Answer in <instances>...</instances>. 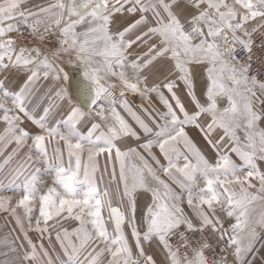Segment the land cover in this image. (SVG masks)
<instances>
[{
  "label": "snow or ice",
  "instance_id": "obj_1",
  "mask_svg": "<svg viewBox=\"0 0 264 264\" xmlns=\"http://www.w3.org/2000/svg\"><path fill=\"white\" fill-rule=\"evenodd\" d=\"M24 3L0 0V72L26 73L15 93L0 81V121L6 125L0 135V152L8 144L16 145L0 164V171L31 140L26 160L11 173L13 182L23 178L22 195L15 206L11 197H0V209L10 211L30 248L18 258L22 264H105L103 257H108L106 264H156L144 248L145 242L152 241L164 253V264H256L257 228L264 230V171L257 164L264 162V127L260 126L264 121V80L259 78L264 74V57L254 60L253 37L260 35L264 49V0H55L38 11L23 8ZM22 25L34 37L39 33L40 41L58 30L52 59L36 47L17 49L11 33H20ZM146 37H157L158 43L149 45L147 52L129 65V49L139 41L147 42ZM254 62L258 65L255 70ZM156 65L160 67L153 75H163V80L149 84V76L141 73ZM196 66L206 72L199 96ZM74 73L79 78H74ZM41 78L51 79L59 103H50L37 116L28 110L26 100ZM177 80L184 85L187 104L176 91ZM129 92L145 100L155 94L166 108L160 114L163 123L141 105L151 119L150 126L125 98ZM53 107L62 114L51 126ZM118 109L126 111L147 137L137 147L179 187V193L157 175L137 147L121 150L117 146L121 137L141 140ZM25 120L43 134L30 135L21 127ZM84 125H90L86 134L80 131ZM188 127L198 129L215 150L214 163L189 137ZM53 143L56 146L50 153L48 145ZM178 145H183V151ZM154 147L167 166L160 165ZM231 154L243 166L237 165ZM103 155L109 161H119L118 179L128 198L127 212L112 205L108 189L103 193L98 190L97 158ZM133 155L141 161L140 166L126 163ZM37 163L43 164L45 172L54 169L51 186L42 183ZM111 179L117 180L114 169ZM137 190L151 193L142 218L146 225L143 232L136 225L133 194ZM185 202L198 224L185 213ZM37 203L35 231L41 236L48 232V222L54 217L66 213L65 218L79 222L71 233L66 229L63 236L56 233L67 259L57 255L54 260L43 243L38 247L29 238L17 209L24 210L31 229V213ZM257 206L262 210L254 215ZM104 209L114 224V235L106 226ZM220 213L230 218L228 228ZM41 219L45 227L40 226ZM126 222L138 250L135 256L123 231ZM206 230L217 237V244L223 242L218 259L215 254L212 258L206 255L213 253L206 239L193 246L187 235ZM172 237L177 238L176 245L171 243Z\"/></svg>",
  "mask_w": 264,
  "mask_h": 264
},
{
  "label": "rangeland",
  "instance_id": "obj_2",
  "mask_svg": "<svg viewBox=\"0 0 264 264\" xmlns=\"http://www.w3.org/2000/svg\"><path fill=\"white\" fill-rule=\"evenodd\" d=\"M55 0H25V3L22 5L23 8L29 9L31 11H38L41 7H47L50 3H54ZM127 16V14H125ZM127 19H132V17H127ZM46 40L40 41L38 39L39 33L34 37L31 31L26 28L25 26H21L20 33H11V36L17 40L16 47L17 49L21 46L27 47V48H39L42 55L46 54L48 55L49 59H52L51 56V49H54L58 46L57 41L59 38V32L58 30H52L50 33L45 34ZM131 38H135L134 35ZM145 39H148L147 37ZM152 39H158L157 37H152ZM140 46V44H142ZM138 47L135 45L129 49V52L131 55L127 56V60L129 61V65L132 61V59H136V56H143L145 52H147V49L149 46H146L144 41L137 42ZM137 49V50H136ZM137 52V53H136ZM33 56H35V53H32ZM42 58V57H41ZM159 65H156V68H153L151 70H144L142 72V75L147 74L149 76V81H151V75L152 78H154L153 73L156 72V70L159 68ZM128 73L130 74L132 72V69L130 66L126 69ZM8 71L0 72V81H3L4 76L3 74ZM202 74L206 76V72L203 71V69L200 66H196V75L195 77L197 79H201ZM8 75V73H6ZM9 77V76H8ZM156 77V76H155ZM172 79H175V76L171 77ZM161 80H163V75L159 77V80L157 83H159ZM19 79H16V82H18ZM24 79L22 80V82ZM148 81V83H149ZM179 87L176 89L178 95L181 96V99L187 104L188 98L186 97L184 93V85L180 81H176ZM118 83V82H117ZM201 82H198V85ZM16 84V86H18ZM201 85V84H200ZM199 85V86H200ZM199 86H195L196 91L197 88L199 89ZM45 87V85H44ZM53 88V87H52ZM50 88V89H52ZM69 88V85H68ZM118 89V88H117ZM165 92V95H169L166 90L161 89ZM70 91V89H69ZM71 92V91H70ZM49 96H52L53 99L47 100L45 98L44 102L42 99H39V103H35V107L28 109L30 112H34L35 115L39 116L43 112V108L49 106L51 103L53 106L55 104H58L59 101L56 100L55 96L50 94ZM48 96V98H49ZM125 98L128 100L130 106L133 108L134 111L137 112V114L141 115L143 119H145L146 122L152 126L151 119L145 115V113L141 109V105H143L144 108H147L151 113L152 116L160 123H163L162 120H160V114L166 112V108L163 104L160 103L158 97L155 94H151L148 100L143 99L138 93H126ZM51 100V101H50ZM9 107H11V104H9ZM121 112V115L124 116L126 121L141 135V140L136 141L134 138H128V137H121L120 140L116 141L117 146L121 148V150H127L128 147H137L139 143H143L147 137L143 135V133L140 131L138 125L135 124V121L132 119V117L123 109H118ZM62 114V110H58L55 107H53V111L49 118V125L54 126L55 121L59 119L60 115ZM22 115V114H21ZM99 122V121H97ZM112 121L109 120V123ZM6 125L0 121V135L4 134V128ZM25 130H27L30 135L35 134H43L38 126L33 125L30 121L25 120L24 123L21 125ZM90 127V125H84L80 128V131L83 134L87 133V129ZM106 131V129H105ZM199 137H191V139L194 141V143L200 148L204 149V147L209 148V153L204 154L206 158L209 159V161L213 162L217 158L215 154H212V148L207 144L204 137H201V134H199ZM215 138V137H214ZM31 145V140L28 141V144L25 145L23 148L19 150V152L13 156V159L4 166L3 171H0V197H11L12 205L15 206V202L19 199L20 195H22V186H23V178L16 179L14 182L12 180V171L13 169H16L21 163H23L26 160V154L28 152V147ZM56 145L53 143L51 145H48L49 151L51 153V150ZM63 147V145H60ZM15 143L8 144L6 148H3L2 152H0V164H3L4 159L12 152V149L15 148ZM178 147L183 151V145H178ZM137 150L141 153V155H144L146 159H148L149 164L156 170L157 175L161 177V179L165 180L169 185L172 187L174 191L177 193L180 192V189L177 185L172 183V181L163 174L162 170L157 166L155 161H153L150 157H148L147 153L143 150L137 147ZM157 151H159L158 148L154 147L152 149L153 154L156 156V158L160 161V165L167 166V161L164 159L163 156L159 157L157 154ZM33 156L35 157V153H33ZM114 156V153H113ZM231 158L233 159V155L231 154ZM34 162V161H33ZM66 162V160H65ZM126 163L131 166L133 164L140 166L141 161L133 155L130 159L126 161ZM182 163V161H181ZM97 165H98V171L96 172V183L98 190L103 193L105 189H108L109 196L111 199V203L114 207H119L121 211L127 212V209L129 207L128 205V198L123 195V185L120 183L118 177H119V161H116L114 158L113 160L109 161L106 158V155H103L101 157L97 158ZM36 167H40L42 169L41 171V180L42 183L46 186H51L52 182L55 178V171L54 169H49L48 171H44L43 164L37 163L35 165ZM113 169L116 172L117 180L113 181L111 179V173ZM31 171V169H29ZM153 186H156L155 182L152 181ZM119 187V192L117 191V188ZM45 189L42 188L41 191H44ZM133 198L136 201V225L137 228L143 232L146 230V225L142 222V218L144 216V213L146 211L147 206L151 203V193L146 192L144 190H137L133 194ZM183 207H187L186 202L182 205ZM102 214L105 217L106 220V226L108 228V231L112 234H115L114 224L113 222L108 220V211L107 209H104L102 211ZM17 215L20 216L25 230L28 232L29 238L37 244L39 247L40 243H43L45 248L48 249L50 255H52L53 259L55 260V257L57 255L60 256L61 259H67V257L64 256V253L62 249L60 248V244L58 241H56V233L60 232L61 236H63V230H67L69 233H71L75 228L79 227V222L68 217L67 214H63L62 217H54L52 220L48 222V232L44 233L43 236H41L40 233L35 231L36 227V220L39 218V206L38 203L33 207V211L31 213V229H29V221L24 213V210L21 208L17 209ZM41 227H45L43 224V221L41 219ZM90 227V226H89ZM123 231L124 234L126 232H131V228L129 227L128 223L126 222L123 225ZM49 235L51 236V242L52 246H49ZM156 243V241H154ZM23 244L24 247L21 248L20 245ZM159 248L157 246V243L153 245L152 247ZM13 248H15V251H13ZM29 250L30 248L27 244V241L23 239V233L20 231L19 226L16 224L15 218L11 215L10 211H4L0 209V264H22V261L18 258H22L24 251ZM83 260L84 257H81ZM105 261L108 259V257L102 258ZM23 264H26V262H23Z\"/></svg>",
  "mask_w": 264,
  "mask_h": 264
},
{
  "label": "crops",
  "instance_id": "obj_3",
  "mask_svg": "<svg viewBox=\"0 0 264 264\" xmlns=\"http://www.w3.org/2000/svg\"><path fill=\"white\" fill-rule=\"evenodd\" d=\"M145 40L147 41V42H144L146 44V46H149L153 43H158V39H152L151 38V39H145ZM134 45L136 47H138V44H134ZM142 45H143V43L140 44V46H142ZM134 60L135 59H132V61H134ZM6 73H8V75H6ZM6 73L3 74L4 78L7 77V79H3L4 88H6L9 92H12V93L17 92L23 84L22 80L26 79V73L17 72L16 70H11V71H8ZM144 75H147V74H144ZM159 77L160 76H156V77L154 76V78H152V75H151V78H150L151 81H149V84H151L153 82H157L159 80ZM17 78L19 79L18 82H16ZM19 82H20V84L18 86H16V84H18ZM70 82H71V79L68 83L69 89H70ZM44 85H45V87H44ZM195 86H197L196 81H195ZM52 87H54V84L51 81V79L44 80L43 78H41L40 80H38L35 83V85L33 86L30 94L28 95V98L26 100V107L28 109L34 108L36 105L35 103H39V99H42L43 102H44L45 98L47 100L53 99L52 96H49L50 94L54 95L53 91L50 89ZM70 91H71V89H70ZM48 96H49V98H48ZM9 104H11V100L8 101V106H9ZM260 126L264 127V121L261 122ZM186 131L188 132V135L190 138L191 137H193V138L199 137L200 136L199 134H201V137L203 136V134L198 129H196L194 127H188L186 129ZM201 151L205 155L210 152L208 147H204V149H201ZM157 154L159 157L162 156V154L159 151H157ZM212 154H215L217 156V153L215 152L214 149L212 150ZM232 155H233V161L237 165L243 166V162L241 160H239V158L237 156H235V154H232ZM214 162L215 161H213L211 163H214ZM257 164L260 167L261 171H264V162L257 161ZM183 208H184L185 213L187 215H189V217L193 218L194 223L198 224V222L195 220V217H194L191 209L188 206L183 207ZM261 210H262L261 207L257 206L256 213L254 215H258ZM220 215H221V219L224 221V227L228 228L230 218L226 217V215L224 213H220ZM231 222H234V221H231ZM257 233H258V238H257L256 243H255V261H256V264H264V230L257 228ZM125 236L127 237L128 241H129V245L132 248L133 255L135 256L137 254L138 250L135 247V240L132 237L131 232H126ZM155 244L156 243L154 241H152L151 243L145 242V244H144L145 252L147 254L153 256V258L156 261V264H164V253L160 250V248H156V246H154L155 248H153L152 246Z\"/></svg>",
  "mask_w": 264,
  "mask_h": 264
},
{
  "label": "built area",
  "instance_id": "obj_4",
  "mask_svg": "<svg viewBox=\"0 0 264 264\" xmlns=\"http://www.w3.org/2000/svg\"><path fill=\"white\" fill-rule=\"evenodd\" d=\"M254 40V60L256 57H264V49L261 48V37L260 35H254L253 37ZM238 56H243V53H238ZM258 67V65L254 62L253 63V70H255ZM261 80H264V74H261L259 77ZM119 89H117L118 92ZM181 232L184 231L183 226L180 229ZM187 235L189 236L190 240L193 241V246H196L195 242L199 241V240H207V242L211 245L212 249H213V253H206V255H209L210 258H212L213 254L216 255V258L218 259L219 256V252L220 249L224 247L223 242H220L219 244H217V237L213 234H211L210 230H206L203 234H201L200 232H196V233H187ZM171 243L173 245H176L178 243V240L176 237H172ZM190 255V254H189ZM181 256H183V249H181ZM228 259L231 261L232 257L229 256Z\"/></svg>",
  "mask_w": 264,
  "mask_h": 264
},
{
  "label": "water",
  "instance_id": "obj_5",
  "mask_svg": "<svg viewBox=\"0 0 264 264\" xmlns=\"http://www.w3.org/2000/svg\"><path fill=\"white\" fill-rule=\"evenodd\" d=\"M73 76H74V78H79V74L78 73H74V74H72ZM195 81H196V85L197 86H199L200 84V86H199V89L197 88V95L199 96L200 94H201V92L202 91H204V85H205V82H206V76L205 75H203L202 74V77H201V79L199 80V79H197L196 77H195ZM201 82L199 85H198V82ZM196 86V87H197ZM70 89H71V91H72V80H71V82H70Z\"/></svg>",
  "mask_w": 264,
  "mask_h": 264
}]
</instances>
